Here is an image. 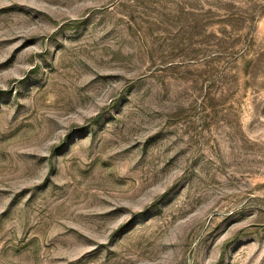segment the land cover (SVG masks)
<instances>
[{
  "label": "rangeland",
  "instance_id": "rangeland-1",
  "mask_svg": "<svg viewBox=\"0 0 264 264\" xmlns=\"http://www.w3.org/2000/svg\"><path fill=\"white\" fill-rule=\"evenodd\" d=\"M0 264H264V0H0Z\"/></svg>",
  "mask_w": 264,
  "mask_h": 264
}]
</instances>
